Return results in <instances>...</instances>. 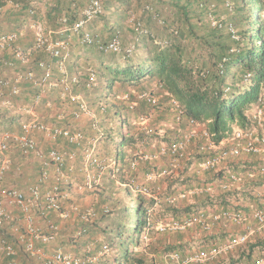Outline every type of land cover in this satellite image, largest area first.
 <instances>
[{"label": "trees", "instance_id": "1", "mask_svg": "<svg viewBox=\"0 0 264 264\" xmlns=\"http://www.w3.org/2000/svg\"><path fill=\"white\" fill-rule=\"evenodd\" d=\"M31 1L39 3L36 0H0V35L21 30L30 20L41 21L46 30L55 32L59 28L58 20L66 17L69 24H72L87 0H74L75 6L68 0H47L42 12L38 6L30 5ZM136 2L150 7L149 10L143 11L150 33V36L140 40L143 55L139 58L134 57L137 48L135 53L126 57L123 54L102 53L96 46L77 44L80 50L71 51L66 63V70L69 73L77 75L80 73L79 83L72 89L73 93H83L87 99L94 93L92 102L106 103L113 87L133 88V93L146 92L159 98L157 106L143 104L146 117L149 116L148 110L152 109V112H165L168 119L172 113L167 102L174 99L182 110V117L203 124L207 131L214 135L216 141L228 137L235 129L250 127L253 122L250 113L260 103L264 109V0H136ZM212 22L215 24L212 25ZM87 27L99 33L103 41H107L115 33V26L110 24L103 14L91 20ZM52 38L67 39L68 33L55 34ZM71 39L75 41L70 37V42ZM32 46L31 41L24 43L19 39L14 44V49L20 48L24 52L30 49L34 60L50 58L43 51L33 50ZM85 51L86 53H83ZM69 61L71 62L68 63ZM33 69L40 73L35 67ZM53 72L59 73L57 68ZM90 73L95 75L97 83L88 88L86 82ZM98 91L99 95L96 94ZM37 94V89L28 83H22L21 92L14 96L12 101L20 108L24 105L30 106ZM53 102H56V99H53ZM47 104L48 100L42 99L37 109L35 107L38 123L48 127L66 128L73 132L79 131L83 136L82 141L71 144L63 138H57L55 144L47 147L46 144L43 145L45 134L36 132L41 134L40 141L35 142L43 155L42 159L33 154L23 155L16 142L9 143L7 152L16 149L21 157L33 156L36 160L35 175L38 176L44 162L47 161L48 151L58 149L54 147L57 143L64 146L61 151L76 152V162L73 166L75 170H81L84 168L83 152L96 138L92 123L88 119L75 120L72 113L76 110L75 103H71L73 111L58 103H55L53 109ZM129 114L131 113L126 111L124 102L109 104L107 111L99 114L98 126L102 131V137L97 141L96 156L118 160L120 168L116 178L135 177L138 169L132 171L130 168L134 153L144 146V142L145 151H152L150 149L152 143H158L157 136L152 137L146 133L144 135L138 131L132 125L133 121L130 120ZM131 115L136 118L135 115ZM23 118L21 113L13 109L0 108V134L23 136L21 128ZM114 125L115 129H112ZM123 127L126 128V132L123 131ZM171 134L166 133L160 140L171 141L174 138V134ZM32 136L34 137V134ZM102 145L104 151L100 153L99 146ZM149 168L150 165L145 162V174ZM103 174L106 179L112 177L111 169H106ZM188 178L176 180L175 188H182L184 184L189 183ZM105 183L109 186L111 184L106 181ZM171 186L173 184L168 185V190ZM237 192L244 194L243 190L232 192L230 195H234L235 200ZM230 195L221 197L216 203L201 198L178 207H170L164 203L154 206L152 199L142 195L133 196L129 189L125 188L112 205L111 211L101 216V225L94 242L90 243L91 247L82 254L75 252L73 256L87 261L86 264H153L156 262L153 257L160 261L159 263H163L164 260L170 262L169 255L173 252L184 257L195 247L196 251L205 250L212 243L222 242L219 238L226 240L228 237L225 238L223 233L199 234L194 228L195 234L201 238L197 247L194 242L183 240L180 231L158 233L156 227L163 220L181 223L198 210L213 209L215 206L226 208V200L233 199ZM32 210L34 217L46 221L52 218L51 223L56 225L53 220L56 212L41 216L42 205ZM18 213L14 212V215H19ZM17 218H21L20 215ZM7 225L0 228V237L5 236L13 243L16 256L12 261L18 264H48L46 258L54 250L60 248L66 253L70 251L68 245L73 242L75 244V238L72 237L67 241L55 238L50 243L38 242L37 248L44 256H31L24 251L19 238L8 234ZM18 229L23 235L22 229L19 227ZM189 230L190 228H187L184 231ZM144 235L148 236L150 242L143 241ZM168 235L171 237L166 241L165 237ZM155 236L157 238L151 241ZM255 250L258 251V256H263L264 241L259 239L249 248H244L236 264H239L243 257H250ZM146 251L153 255L149 262L144 255Z\"/></svg>", "mask_w": 264, "mask_h": 264}, {"label": "built area", "instance_id": "2", "mask_svg": "<svg viewBox=\"0 0 264 264\" xmlns=\"http://www.w3.org/2000/svg\"><path fill=\"white\" fill-rule=\"evenodd\" d=\"M71 1L75 6L74 0ZM119 1V0H117ZM39 3L31 1L30 5L37 6ZM45 5V3L43 4ZM149 5H143V11L149 10ZM31 15L33 11H30ZM103 14L102 0H87L84 8L78 13L77 18L69 24L66 17L58 20L57 31L46 30L41 21L29 22L28 29L31 33L33 50H40L48 54L49 60H34L32 52L14 49V44L23 39L22 30L11 31L0 35V108L15 110L21 113L23 118L21 128L23 136L8 133L0 134V154L8 150L10 142L19 145L23 155L33 154L43 158L42 153L36 146L34 132H42L52 140L63 138L68 143L81 142L82 133L73 132L62 127H48L37 121L35 107L41 100L42 94L50 88L59 86L61 97L66 98L70 103L76 104L73 113L75 119L81 116H90V122L96 131V138L84 150V169L93 167L98 171L99 179L106 169H111L112 178L119 175L120 163L115 159H102L96 156L97 141L102 137V131L98 126L99 120L91 115L86 103L79 94L73 93L72 89L79 83V74H69L66 70V63L70 57V37H75L82 46H96L105 54H123L130 57L135 53L138 42L150 36L149 31L138 21L135 15L129 14L127 24L136 31L133 44L123 47L119 32L113 33L107 41H102L97 35L86 30V25L96 17ZM215 23L212 22V25ZM68 33L67 39H53V35ZM35 67L40 73L33 69ZM60 73L58 79L54 78V69ZM22 83H28L38 94L33 98L32 105L20 108L12 101V98L21 92ZM88 88L96 85V77L89 74L87 80ZM126 105V111L136 116L133 125L138 131L145 135L157 136L158 143H152V151L140 152L138 159H131L130 168L136 171L141 161L150 165L145 174V185L136 184L135 178L126 176V180L119 183V186L128 188L133 194L142 195L152 199L154 206L164 203L170 207H178L195 202L197 199H207L216 203L221 197L229 196L234 191L243 190L244 194L237 192V200L234 195L232 200L228 199L226 208L215 206L213 209L198 210L192 213L183 222L163 220L156 227L158 233L167 231H182L187 228H196L199 234H215L222 227H227L228 239L222 244H212L205 250L192 251L182 257L179 253L173 252L169 255L170 262L164 264H206L208 262L227 255L235 249L244 247L251 236L255 234L264 235V109L262 103L258 104L250 113L253 122L245 129H235L228 136L216 141L213 134L209 133L203 124L193 119H184L182 110L174 99L167 102L172 115L169 121L158 127H152L149 117L138 114V105L146 104L150 107L159 105V98L146 92L134 95H123L120 99ZM17 110V111H16ZM107 111L105 103H98L97 112L104 114ZM123 118V117H122ZM115 126V125H114ZM112 126V129L115 127ZM126 132V128L123 127ZM174 134L171 141L160 140L166 133ZM171 134V135H172ZM47 161L41 168L37 184L32 185L27 197L23 192L16 189L0 188V228L12 220V215L6 205H10L21 214L23 227L24 251L31 256H44L37 248L38 242L50 243L55 240L58 228L53 223H48L45 232H41L35 224L32 209L42 205L41 216L49 212H56L62 218H66L63 210L60 194L61 181L64 177V167L67 163L72 168L76 162L75 151H61L51 149L47 154ZM153 166V167H152ZM152 167V168H151ZM85 170V171H86ZM8 163L2 159L0 163V185L6 172ZM54 175L55 182L51 189L45 193L41 186ZM129 177V178H127ZM189 177L188 182L181 188H175L176 180ZM173 184L168 190V185ZM93 181L90 176L77 190L83 192L92 188ZM220 201V200H219ZM6 203V204H5ZM237 207V208H234ZM108 213V209H104ZM78 218L88 221L92 212L78 213ZM148 243L147 235L142 237ZM16 256V249L13 243L5 236L0 237V259L5 264H18L12 259ZM48 264H86L80 258L61 250L54 251L46 258ZM89 261V260H88ZM157 264V263H153ZM252 264H264V255L254 258Z\"/></svg>", "mask_w": 264, "mask_h": 264}, {"label": "rangeland", "instance_id": "3", "mask_svg": "<svg viewBox=\"0 0 264 264\" xmlns=\"http://www.w3.org/2000/svg\"><path fill=\"white\" fill-rule=\"evenodd\" d=\"M36 1L39 2V5H37L39 7V11H41V12L44 11L45 7H44L43 4L47 0H36ZM86 3H87V1H86ZM102 4H103V17L106 20H108V22L110 24H113L115 26V28H114L115 32H119L123 47H127L128 45L133 44L134 41H135V36H136V31L131 27L130 24H127V19H128V15L129 14L135 15L136 18L138 19V21H140L143 24V26L149 31V28L146 27L147 23L145 21V13L143 12V6H142L143 4L139 5L138 2H136V0H127V1H124V2L117 1V0H102ZM29 22H28V24H26L24 27L21 28L22 33H23V39L22 40H23L24 43H27V42L31 41V33H30L29 29H28ZM87 25H86V30L91 32L94 35H97L98 38L103 41V39L100 36V34L95 32V31H93V30L88 29ZM99 26H101V25H99ZM153 32H155V30H153ZM72 38H74L75 41H73L71 39L70 52L71 51L77 52V51L80 50L79 47H78V45H80V44L78 43V41H77V39L75 37H72ZM83 53H86V51L83 52ZM142 55H143V50H142V47H141L140 41H139L138 45H137V51L134 54V57L136 56V57L139 58ZM46 60L51 61L50 59H46ZM51 62L53 63L54 61H51ZM70 62L71 61H69L68 63H70ZM80 63H82V62H80ZM57 73L54 74V78L55 79H58L60 77V74L59 73L57 74ZM69 74H71V73H69ZM73 74H77V73H72L71 75H73ZM54 89H56V90H54ZM132 90H133V88L122 89L119 86H115V87L112 88V91H111L110 96L108 97V100H107L106 103L103 102V101L92 102L93 97H95L94 93H92L88 97V99L85 98L83 93L79 94V95H80V98L86 103L87 107L89 108V111H90L91 115H94L95 119L99 120L100 116L98 115V112H97L98 103H100V102L105 103L107 105V107H108L109 104H114V103L119 104V103H121L122 101L120 99H121V97L123 95H129L130 99H133L134 95L136 93H133ZM60 93H61V88L60 87H57V86L52 87L48 91H46V92H44L42 94L41 100L42 99H47L48 100L47 106L50 107L51 109H53L55 107V103H58V104L62 105V107H65L66 109L67 108L68 109H72L71 103L66 98H62ZM96 94L99 95L100 92L98 91ZM53 99H56V102H53ZM41 100L37 103L36 109H37L39 103H41ZM24 106H26V105H24ZM24 106H22V108ZM75 109H76V105H75ZM71 111H73V109ZM36 114H37V112H36ZM138 114H144L145 115V106L142 103L138 105ZM147 114H149L148 117H149V121H150L151 126L155 127V128L160 126V125H163L164 123H166L169 120L168 119L169 117L163 111H161V112H155V111L152 112V109H150V110H148ZM24 116L28 117L27 115H24ZM129 117H131L130 118L131 121H133V119H135V118L132 117L131 114H129ZM82 119H85V120L88 119L90 121L91 118H90V116H81L77 120H82ZM132 125H133V123H132ZM43 143H44L43 145L46 144L47 147H50V144H55V140L53 142V140L50 139V137L46 136V138H44V142ZM40 144H42V143H40ZM56 145L57 146H54L55 148L57 147L59 150H63L62 147H64V146H60L57 143H56ZM143 145L144 146H141L140 150L138 152L134 153L133 159L134 158L138 159V156H139L140 152L145 153V142L143 143ZM99 148H100L99 152L102 153L104 151L103 145L99 146ZM65 151H70V150H65ZM3 155L4 154H2V155L0 154V163L2 162V159H4ZM73 170H75V167L73 168ZM79 171H80L78 173L80 175L79 176V181L76 180L74 185H73L74 192L78 193L77 186L82 185L84 183V181L86 180V176L87 175L90 176V178L93 181L92 188L90 190L83 191L82 194H80V197H82L83 194H84L83 196H86L87 195V194L85 195L86 191H90L88 194L94 193L95 197L96 198L98 197L97 199H98L99 205L97 207L96 216H97V220L100 221L101 216L106 214V213H104V209L107 208L108 211H111L112 205L115 203L116 199H118L122 195V190L125 189V187L119 186V183L124 182L126 180V176L125 177H120V178H112V177L109 178L108 177L109 178V181H108V178L107 179L104 178V176H103L104 174L101 176L102 178L100 177L98 179L97 178L98 171L95 168H91L90 167V168H87L86 171L83 168V170H79ZM136 173L137 174L135 175V177H133V178H135L136 184L145 185V161H141L140 162V164L138 166V171H136ZM127 178H129V177H127ZM37 179H38V176H36L34 183L36 185H41V184H37V182H36ZM105 181L111 183L110 186L106 185ZM54 182H55L54 175L51 174V179L47 183H45L44 185L41 186V191L43 193L49 191L51 189L52 184ZM62 182H63V179L61 181V185H62ZM62 187H63V189H61V191L62 192H66L68 185L67 184H63ZM131 194L133 196L138 195V194H133L132 192H131ZM85 211L86 210H84L82 212L85 213ZM9 212H10L11 215H14V212L18 213V210L15 209V211L12 212L11 208H9ZM56 216H58L57 213L54 214L53 218H55ZM51 219L52 218L48 219L49 221L43 220V218L39 219L40 222H42V221L44 222L43 226L41 225L42 227H40V225L39 226L37 225V227L40 229L41 232L44 233L46 228H47L48 223L53 222ZM225 228H227V227H225ZM180 232H182L181 234H182L183 240H187V241L190 240V241L194 242L195 246L198 247V245H199L198 242H199V239H201V238H198V234H195L194 228H190V230L188 232L184 231V230H182ZM192 234H193V236H192ZM223 235L225 236V238H227V236H226L227 233L226 232ZM255 235H257V234H255ZM170 237L171 236H169V235L166 236L165 237L166 241H169ZM155 238H157V236L153 237V239L151 241L155 240ZM219 239H221L222 242H219V243L217 242V243H214V244H222L223 242H225L227 240V239L224 240V238H219ZM259 239H261V241H264V235H259L258 238H255V239L250 237L247 245H245L244 247H242L240 249L239 248L235 249L232 252L228 253L227 255H222L221 257H218L217 259H214L213 261L208 262L206 264H232V263L236 264L237 261H238V256H239L240 252L244 248H247V247L249 248V246L253 245L254 243H257V241ZM171 241H173V237L171 238ZM148 242H150V240ZM195 248H194L193 251H196ZM86 249L87 248H85V250L83 252H85ZM56 250L63 251L60 248H58ZM56 250H54V251H56ZM83 252H79L78 254H82ZM66 253H69V254H72V255L74 254V252H72V251H68ZM144 255H145V257H146L148 262L150 261V258H152V256H153L148 251L144 252ZM153 259L156 261L155 263H157V264H164L166 262L164 260L163 263H159L160 261H158L156 258L153 257ZM0 264H4L2 259H0Z\"/></svg>", "mask_w": 264, "mask_h": 264}, {"label": "crops", "instance_id": "4", "mask_svg": "<svg viewBox=\"0 0 264 264\" xmlns=\"http://www.w3.org/2000/svg\"><path fill=\"white\" fill-rule=\"evenodd\" d=\"M35 133L36 132L33 133L34 139L39 142L41 134ZM43 138H46V135L43 136ZM3 156L4 159H6V162L8 163V171L6 172L5 177L1 182L0 188L16 189L23 192L28 197V190L32 185H34L35 181V158L33 156L21 157V155L19 154V152H17L16 149L10 151V153L6 151ZM68 166L69 165H66L64 167V177L62 178V185L67 184L68 187L66 192L61 191L60 194L61 205L64 211L66 212L67 217L62 218L60 215H58L53 220L54 222H56L57 228H59V232H57L58 235L56 237L57 240L67 241V239L71 237L75 238V244L74 242L69 244L68 250L74 253H79L83 252L85 248L88 249L91 247L90 243L94 242L98 228L101 225V222L97 220L96 216V211L99 202L97 199L98 197L96 198L94 193L88 194L90 191H86L85 195H87L83 196V194L82 197H80V194H82V192H74L73 185L76 180L79 181L80 175L78 173L80 171L73 170L75 166H72V168H69ZM81 170H83V168ZM62 185L61 189H63ZM6 207L11 208L12 212L15 211V208L10 205H6ZM84 210L92 212V216L88 219V221H82L80 218H78V213H81ZM19 215L21 217V214ZM19 215H12V220L7 225L9 226L7 231L8 234L12 235L13 237H16L17 239L19 238V241L22 242L23 236L21 232H19L18 227L21 228L22 231L23 227L21 219L17 218L19 217ZM34 220L36 225H40V227L43 226V223L39 221V218L34 217ZM225 227H222L220 230H218L215 235L220 233L224 234L225 232L227 233L228 231H230V229ZM251 237L254 239L258 238L257 235ZM257 253L258 251L255 250L253 251V254L250 257H243L239 264H252L254 258L259 257ZM262 253L264 254V250L262 251Z\"/></svg>", "mask_w": 264, "mask_h": 264}]
</instances>
